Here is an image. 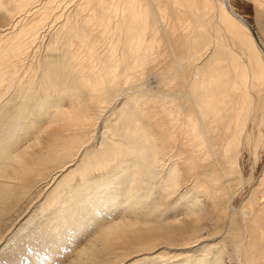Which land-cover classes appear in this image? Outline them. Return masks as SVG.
I'll return each instance as SVG.
<instances>
[{
	"label": "bare ground",
	"instance_id": "bare-ground-1",
	"mask_svg": "<svg viewBox=\"0 0 264 264\" xmlns=\"http://www.w3.org/2000/svg\"><path fill=\"white\" fill-rule=\"evenodd\" d=\"M248 1L255 23L232 0H0V245L264 264V170L253 186L241 166L264 137Z\"/></svg>",
	"mask_w": 264,
	"mask_h": 264
},
{
	"label": "rangeland",
	"instance_id": "rangeland-1",
	"mask_svg": "<svg viewBox=\"0 0 264 264\" xmlns=\"http://www.w3.org/2000/svg\"><path fill=\"white\" fill-rule=\"evenodd\" d=\"M232 2H233V5L235 7L234 9L237 12H239L241 15L245 16L246 18H248L249 20H251L252 22L255 23V20H254L255 19V10H254V6L251 2H249L248 0H235V1L232 0ZM259 121H261V119ZM248 128L251 131H253V134L255 135L254 138H256V136H258L259 132H261L264 135V123L261 126H258V123L255 126L250 123ZM243 151H244L242 154L243 156L241 157V163H242L241 166H242L247 178H249L251 176V174L253 173L251 185L254 186L257 182V179L261 176L260 174H262V172L264 170V137H263V145L260 146V148L257 150V152H255L253 144H252V147L249 148L247 146ZM251 185H249V184L245 185V187L243 188V190L241 192V195L238 197V201L235 202L236 205H239L240 202L242 201L243 197L247 195V193L249 192V190L251 188ZM25 230H27V229H25ZM22 232H24L25 234L22 235L21 233H19L18 234L19 237H22V236L27 237L30 231L29 232L27 231V233L25 231H22ZM5 233H7V232H5ZM81 233H82V231H81ZM7 236H8V234L4 235V238H6ZM83 236H81V238ZM26 237L22 238L21 239L22 241L21 240L19 241L20 244L23 243L22 245L25 246V248H24L25 250L16 248L17 247V246H15L16 240L6 241V239H5L3 244L0 245V264H68V259L71 258L73 256L72 254L75 252V251L69 252L68 254H64L65 257L64 256L60 257L59 255H62L61 251H59V252H48L47 250H45V249H47L48 246H43L44 245V244H42L43 241L40 243L42 245H40L39 244L40 240H38L37 238L36 239L34 238L35 240H33V238L31 240L27 239V241H26ZM83 238L84 239H82L81 243L85 240V237H83ZM28 240H29L30 244H32V245L28 244ZM32 241H34V246H33V243H31ZM70 241H72V240L70 239ZM35 244H36V247H35ZM64 245H66V244H64ZM37 246H39L41 249L40 250L37 249ZM13 247H15V248H13ZM76 248H77V244L75 246V249ZM11 249H13L14 251L13 250L11 251ZM5 251L7 252L8 255L6 254ZM134 259H136V258H134ZM134 259H132V260H134ZM132 260L131 259L126 260L121 264H129L130 261L132 262ZM136 264H142V263L139 262Z\"/></svg>",
	"mask_w": 264,
	"mask_h": 264
}]
</instances>
